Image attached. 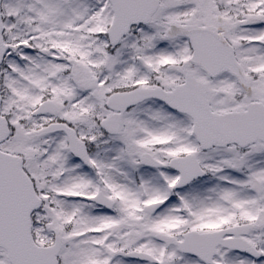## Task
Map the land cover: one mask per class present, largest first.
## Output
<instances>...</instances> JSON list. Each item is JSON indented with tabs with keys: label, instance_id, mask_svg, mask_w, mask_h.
<instances>
[{
	"label": "snow or ice",
	"instance_id": "snow-or-ice-1",
	"mask_svg": "<svg viewBox=\"0 0 264 264\" xmlns=\"http://www.w3.org/2000/svg\"><path fill=\"white\" fill-rule=\"evenodd\" d=\"M0 264H264V0H0Z\"/></svg>",
	"mask_w": 264,
	"mask_h": 264
}]
</instances>
